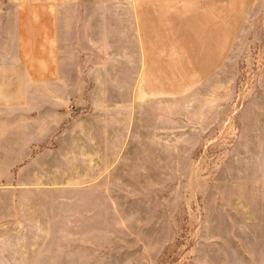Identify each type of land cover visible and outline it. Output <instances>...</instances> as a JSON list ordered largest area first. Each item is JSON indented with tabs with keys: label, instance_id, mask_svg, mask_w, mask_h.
<instances>
[{
	"label": "rangeland",
	"instance_id": "374dc122",
	"mask_svg": "<svg viewBox=\"0 0 264 264\" xmlns=\"http://www.w3.org/2000/svg\"><path fill=\"white\" fill-rule=\"evenodd\" d=\"M2 93L0 264H263L264 0H0Z\"/></svg>",
	"mask_w": 264,
	"mask_h": 264
},
{
	"label": "crops",
	"instance_id": "0c3cea01",
	"mask_svg": "<svg viewBox=\"0 0 264 264\" xmlns=\"http://www.w3.org/2000/svg\"><path fill=\"white\" fill-rule=\"evenodd\" d=\"M137 1L143 2L144 0H137ZM146 1H148V0H146ZM158 1H160V3H166V6L168 8V5L173 0H149V3H158ZM182 1H192L193 2V5H196L197 3L216 2L217 0H182ZM218 1H220V0H218ZM14 72H15V69H14ZM1 74H3V76H7L8 75L5 71L3 73H1ZM0 98L2 100L7 101L9 99H12L13 97H11V96L8 97L7 94L2 93V94H0ZM5 113H7V112H5ZM26 128H27V131H28L29 130V127H25V128L22 127L21 129L22 130H26ZM7 129L8 128L5 127V132H7L6 131ZM40 130H44V128H41ZM13 131H14V129H13V126L11 124V127H10L11 139H12ZM6 136H7V134H6ZM9 146H12L11 148H13V145H9ZM9 146H7V147H9ZM10 163H11V165L8 167L7 172H5V176H3V178H5L6 180H8V178L9 179H13V173L10 172V169L13 168V162L10 161ZM234 259L235 260L239 259V260L238 261H234ZM230 260H231L230 264H254L253 261H252V259H251V257L247 253L242 254V256L239 257V258H233V259L231 258ZM263 264H264V255H263Z\"/></svg>",
	"mask_w": 264,
	"mask_h": 264
}]
</instances>
